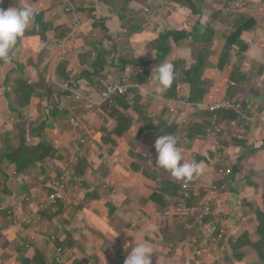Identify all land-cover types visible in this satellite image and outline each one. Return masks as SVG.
<instances>
[{"label": "crops", "instance_id": "obj_1", "mask_svg": "<svg viewBox=\"0 0 264 264\" xmlns=\"http://www.w3.org/2000/svg\"><path fill=\"white\" fill-rule=\"evenodd\" d=\"M23 1L26 4H31L32 7L35 5L43 4L45 8L43 12L40 13L37 24L36 22L32 24L33 30L30 32V36L22 41V55L19 59H22L26 55H28L31 51V48L34 46L35 50L32 52V58L34 59L35 65H43L41 66L43 69H46L48 73L49 70H51L50 74H56V77L60 75L62 77L67 76L66 78L51 81L52 85H55L56 87L58 84L75 82L77 84L78 91L87 94L89 91L88 82L90 81V86H92V88L95 90V98L97 97V93L99 90L95 86H93V81L91 80L95 78V70L100 66V64L96 63V61L86 60V57L92 53L90 50H94L93 53L95 55H97V53L99 54V52H95V49L89 50L85 45L87 35L90 32L95 31L96 29L100 34H103L105 30L111 29L113 33L110 34V36L114 39L116 30L114 29L113 25L119 26V32L121 33L122 38L117 41L116 45L108 49L109 55L100 56L106 57V59H102L101 64L110 65L111 63L115 64L114 58L116 60H120V57L125 59L123 51H125L130 56V58H137V49L150 50L156 48V40L165 31L164 29L167 30V19L171 20L181 18L185 14L190 15L192 13L195 14L197 11L200 12V8L197 7L196 4L194 7L191 0H183L187 2V4L179 3L177 0H121L119 2L115 0H47L52 3H50L51 5L49 3H46V0ZM223 1L225 5L229 3V5H233L235 8H237L238 5L242 4L251 6L258 11H262L261 5L264 6V0ZM88 2L99 4L103 8V12L96 14L99 17H95V19L90 18L80 21L77 17L70 15L66 16L68 13L72 12L73 9L76 10L78 7H81L83 5L88 6ZM234 3H237V5H234ZM164 4H166L167 6L163 7L162 5ZM21 6L23 5H20V7ZM191 6L194 7V10ZM0 7H2L1 9H5L7 7V0H1ZM118 7H123L125 11L123 12L121 10H117ZM145 8H147L149 11L145 12ZM221 9H224V6L221 7ZM240 12L243 13L246 18L251 17L242 11L233 10V8L229 12L224 11V13L218 17V19L222 21L224 29L230 31V34L227 36L215 33L210 37L208 33L206 34L201 31L200 37L203 41L208 42V44L206 45L194 46L190 44L189 41H175L174 39H172L170 42V50L166 52V55L168 53H173V45L182 52H187L191 49L190 57L187 54L186 56H184V58L180 59L176 63L175 67L179 75V79L183 84L182 86L178 84V87L182 93L183 100L191 107H193L192 109H190L191 111L188 112L194 113L195 119H198V112H200V110H202L203 108H207L209 106L217 104L227 105V103L225 102L226 99L237 100L240 98L243 100V104L248 101L249 109L251 110L254 108L255 101L258 98L254 89L264 87V50L258 47V42L264 40H259L257 42L256 46L259 48L258 49L252 46L258 39L252 34L244 41L241 39L242 35L251 31L252 29L249 30L247 27H244L240 23ZM59 19H64V21L67 22L66 25L63 26V28L56 25V22ZM35 20L37 19L35 18ZM226 21L230 23L229 27H226L224 25ZM165 22L166 26H164ZM94 23V29H91V25ZM174 23L178 24L176 27L181 26V22L179 20L175 21ZM186 26L188 25H185L184 27ZM160 30L162 32L161 34L159 33ZM130 31L136 38L137 43L131 44L125 48L123 47L122 51L120 41L127 39V37L130 35ZM167 31L168 33L172 34L184 33L181 38L179 37L180 39L189 38V36L194 32L193 31L192 33H189L187 36L183 28L177 29L172 32H169V30ZM214 37H217L218 42L212 41ZM238 40L240 41L238 42ZM251 40H253V43ZM107 41L108 40L104 38L102 39L101 44L104 45V43ZM240 42L244 43V47H240ZM219 48L226 49V51L230 50L231 56L237 55L236 64L240 70L238 71L236 69V67L234 66V61L230 60V58L226 54L227 63L222 66L225 81H216L214 83V86H208V83L204 78V75L208 70L206 64L214 61L217 58L220 52ZM37 54L41 55L39 60L36 59ZM239 55H246L248 56V58L243 60L240 58L239 63ZM45 57H47L48 59L44 63ZM68 59H74L76 65L71 69H67L68 75H65L63 73L58 75L57 70L61 65L57 63V61H68ZM96 60H98V58ZM125 67H127V75H129L132 72V68L129 64L124 65L121 68ZM28 70L31 71L30 78L23 77L26 76L25 74L5 71L6 73L14 76V86L17 87L14 98L20 100L21 103H19L18 107H14L16 109V113H14L12 116H16L21 122H25L32 115V107L36 105L35 97L33 96L35 94L34 92L30 96V101H23V98L25 96L23 90L27 89V87H34L37 81L35 75L36 68L32 65H29ZM203 70H205V72L202 76ZM101 80L103 81L104 78ZM226 81H228V83H226ZM231 83L237 84V88L232 89L230 87ZM38 84L42 85L44 83L39 82ZM97 84L101 88L99 82H97ZM206 86L208 88H206ZM243 87L248 88L251 91V95H249L248 91L247 94H245V91H243L242 94L236 92L239 88ZM58 91L61 90L58 89ZM48 93L49 95L52 94L49 91ZM63 93H67L69 99H73V101H75L72 92L63 91ZM125 102V100H121V104ZM167 103H169L170 105H176L177 102L174 100H168L166 101V104ZM262 103H264V101H262ZM171 108L175 109L174 106ZM225 109L219 110L218 114L222 113ZM11 110L7 114H11ZM175 110L178 113L182 112V109L178 110L176 108ZM40 111L43 112L42 110ZM98 111H101L104 114L97 116L95 113L90 111L83 112L86 113L84 120L85 124L91 127V130L86 129L87 134L84 139H89V147L86 149L85 155L81 160L82 164L83 161H85L86 164H89L91 167V169L86 173L87 177L85 179H82L86 184H89L91 181V174L95 169V162L98 159L99 155L104 151L103 149L107 143L109 135L112 134L114 129L119 128L117 123L113 121L111 117L106 116L107 112L104 111L103 108ZM241 111H243V109H241ZM263 111L264 110H252L251 113L249 112L248 118H241V125H238V123L234 121L233 123H231L232 127L229 129H225L219 124L222 131L227 132V134L218 135L216 138H211L212 143L214 142L216 145L215 149L218 148L219 143L225 144L224 142L226 141L239 138L240 140H238V144L240 145V147L236 148V150L239 151L237 153V156L233 158L239 157V153L242 154L243 148H241V145L247 147L249 151L251 149L264 150V142L259 141L257 143H254L249 138L251 132H253L252 122H254L250 120V118L257 116L260 124H262ZM78 112L81 111L77 110L76 113ZM46 113H48V111H46ZM10 117L11 115H8L7 119L11 121ZM105 119H107V122H104ZM59 121L63 120L60 118L54 119L52 117L48 119L45 115L44 120L39 125V127L31 129L32 134L36 135L35 140L32 142L29 139L31 138L32 134H26L23 128L19 127L15 129L17 132H22L20 136L6 133L2 128L7 126V123L5 120H2L4 125H0V150H2L3 153H7V159L9 160V163L4 164L2 161H0V173L1 176L5 177L6 181H8L10 191H4V193H0V264H55L53 262L55 256L54 248L49 243L48 237L44 236V232L48 231V224L46 222L45 214L43 213L35 216L33 219V224L27 227L9 223L7 221V212L11 211L15 206L20 205L18 215L21 216V214H24L26 217H28L32 209L28 206V204L23 203L24 199L27 197L37 198L40 195L47 194L49 192V185L52 181V178L46 184L47 180L41 174L37 177V181H39L41 177L43 178V181H39L41 183V186L31 185L26 180V177L30 175H25L21 173V171H18L23 165L19 168L16 166L17 163L23 164L26 154L33 152L32 149H30L28 142L34 143V151L39 152L41 151L36 150V148L51 145V148L55 153L51 158L56 159L61 168L65 166L68 157L72 156L71 154L73 152V141H75L77 135H74L71 125L67 129L66 134L58 137L49 136L47 133V135H44L40 130L41 128L45 127L47 129H50L45 122H50L52 127L55 128L54 124ZM66 122L68 121L66 120ZM82 133L79 134V137L82 135ZM22 143H26V145L22 146ZM204 146L205 144L196 146V160H198L199 162L207 163L209 162V159L215 155V152L210 151L209 149H205ZM121 156L126 157V152L122 153ZM47 158L50 159L49 156ZM230 162H232L231 158L221 163H225L227 165ZM30 163L32 164L34 162ZM240 163L241 157L238 160V164ZM2 167L3 170H1ZM60 171H58L57 173L52 172L53 177H56L60 173ZM26 186H29L30 190L33 191L30 195L24 190ZM19 187L21 188L19 189ZM19 190L23 192L22 195L19 194ZM10 193L14 194L16 197L9 198L8 195ZM96 224L97 223H94L92 228H94ZM102 229L103 232L107 234L106 239L110 240V237L108 235V228L102 226ZM74 251L75 250L65 249V252L69 257L73 255ZM85 251H88V249ZM115 252H117L116 246L107 251V257H104L101 260L97 259V261L102 262L105 260V258L111 257ZM47 255H49V257H47ZM204 256L205 255H203V257ZM203 257H196V260L202 263ZM192 258V255H187V259ZM237 259L238 264H251V262L260 264V262H258V259L253 256H249L241 263V252L237 254Z\"/></svg>", "mask_w": 264, "mask_h": 264}, {"label": "rangeland", "instance_id": "obj_2", "mask_svg": "<svg viewBox=\"0 0 264 264\" xmlns=\"http://www.w3.org/2000/svg\"><path fill=\"white\" fill-rule=\"evenodd\" d=\"M117 2L121 0H115ZM21 2V3H19ZM192 4L195 7V4L197 7L200 8V12L197 11L195 14H190L187 15L185 14L181 18H176V19H167V26L166 22L165 25L167 30L169 32L175 31L177 29L183 28L186 35L188 36L189 33L193 32V29H195V32H193L189 38H184L182 39L183 42H190V44L194 46H203L208 44L207 41H203L202 38L200 37L201 31L203 33H208V35L211 37L215 33H219L220 35L227 36L230 34V31L227 29H224L222 21L218 19L220 15L224 13V11H231L232 8L233 10L237 11H242L246 13L249 16L255 15L258 19V26L255 29H252L251 31L245 33L244 35L241 36V39L244 41L246 38H248L251 34L255 37H257V41L253 47L256 48H261L264 50V41H259V40H264V11H258L255 8L251 6H246V5H238L237 8H235L233 5H227L224 4L223 0H191ZM207 2V3H203ZM1 3V0H0ZM46 3H51L46 0ZM209 3V4H208ZM238 3V2H237ZM237 3H234V5H237ZM52 4V3H51ZM50 4V5H51ZM212 4V5H210ZM14 5V6H13ZM20 5H23L21 7L25 6H31V4H26L23 0H7V7L4 10H7L9 8L17 7L20 8ZM88 6H94L95 7V13H101L103 12V8L99 5H92L89 2L87 3ZM87 6V7H88ZM163 7L167 6L166 4L162 5ZM224 6V9H221V7ZM2 7H0L1 9ZM240 8V10H239ZM107 9V7H106ZM115 10V9H114ZM117 10L125 11L123 7H118ZM179 20L181 22V26L176 27L178 24L174 23L175 21ZM96 23V22H95ZM91 25V29H94L93 26ZM185 25H188L184 27ZM224 25L226 27L230 26L229 22H225ZM115 31L114 34V39L109 42H105L104 45L101 44V46L98 49L99 54L95 55L93 53L94 50H90L89 47H87L92 53L86 57L87 61H96V63L100 64V66L95 70L97 71V74H95V78H93L91 81H93V86H95L99 90V86L97 82L101 79L104 78L103 80V85L106 86V84L109 83V81L116 79L117 76L127 75V67L125 68H119V69H112L109 68L108 65H103L101 64L102 59H106V57H100V56H105L109 55L108 49L111 48L112 46L116 45L117 41L122 38L121 33L119 32V26L118 25H113ZM108 28V27H107ZM109 29V28H108ZM263 29V30H262ZM166 32H168L166 29H164ZM163 30V31H164ZM96 31V32H95ZM94 31V35H99L97 39L95 40L96 42L102 41V39L106 38L109 40V37L106 32H103V34H100L96 29ZM113 31L110 29L109 34H112ZM160 34L162 33L161 30L159 32ZM189 39V40H188ZM214 42H218L217 37H214L212 39ZM240 40H238L239 42ZM253 43V40H251ZM259 41V42H258ZM258 42V47L256 46ZM95 49V47H93ZM258 48V49H259ZM35 50V47L33 46L31 48V51L28 55H26L24 58L19 59L17 57V54L13 51V54L11 56V60L13 63H22L25 66L32 65L36 68L35 70V75H36V83L34 87H27V89L23 90V93L25 94L23 101L31 100V95L34 92L35 94L33 95L35 97V102L36 105L32 107V115L25 121L21 122L16 116H12L14 113H16V109L14 108L15 106L18 107L19 103H21L20 100L14 98V94L17 91V87L14 86V76L6 73L2 68H0V125H4L2 120H5L7 123V126L3 127L2 129L6 133H10L13 135H21L22 132H17L15 129L16 128H23L26 134H32V130L36 127H39V125L43 122L44 116L46 115L47 118L49 119L50 117L57 119L60 118L63 121H59L55 123V128L52 127L50 122H45L48 128L54 129L50 130L45 128H41L40 130L44 135H49L53 137H58L63 134H66L67 129L71 125L70 122H72L75 118L80 121L82 127L85 129H90L91 127L85 124V114L83 112H87L86 108L84 105L80 102H75L73 99H69L67 93H63L65 90H70V84H58L56 87L55 85L51 84V81L61 79V78H66L60 76L56 77V74H50L51 70H49V73L47 72L46 69H43L41 66L43 65H35L34 64V59L32 58V52ZM220 52L217 56V58L206 64L208 67V70L206 71L205 75L203 70V74L205 81L208 83V86H214V83L216 81H225V76L223 74L222 66L227 63V56L230 58V60L234 61V66L236 69L239 71L240 69L238 68L236 64V56H231L230 50L226 51V49H221L219 48ZM173 53H168L166 55V58L163 60L162 63H171L174 66V70H176V63L184 58L187 54L191 55V49L189 51H179L174 45H173ZM227 54V56H226ZM98 58V60H96ZM240 58L247 59L248 56L246 55H239L238 61L240 63ZM48 58L45 57L44 63L46 62ZM3 59H0V61ZM8 63L10 61L8 60ZM110 63V62H109ZM191 63V61H190ZM58 75L63 73L65 75L67 74V68L65 66H60L59 69L57 70ZM111 73V74H108ZM20 74H25L26 78H30L31 76V71L27 70L26 73H20ZM39 82H43L44 84L40 85L38 84ZM228 83V81H226ZM230 87L232 89L237 88V84L231 83ZM61 91H58V89ZM88 95L90 97H93L95 90L90 86V81L88 82ZM206 88H208L206 86ZM6 91V92H5ZM49 92L52 94L49 95ZM243 91H245V94H247L248 88L243 87L239 88L236 92L242 94ZM256 96L258 97L255 101V106L253 109H249V104L248 101H246L245 104H243L242 99H237V100H231V99H226L225 102L227 103V108H232L233 110L237 111L240 115L241 118H248L249 112L251 113L252 110H262L264 109V87H260L257 89H254ZM180 92V89L178 90ZM235 92V91H233ZM153 96L151 93H145L144 97H150ZM11 104H12V110H11ZM167 106L168 108L173 107L169 103L166 104V101L163 99H160L158 101L153 102V107L151 109V112L154 110H159L162 111V107ZM76 107V108H75ZM189 104L185 106V110L191 111L192 109ZM243 109V111H241ZM11 110V114H7ZM42 110L43 112H41ZM79 110L81 112L76 113V111ZM48 111V113H46ZM256 113V112H254ZM95 114L97 116H100L101 114H104L101 111H95ZM8 115H11V121L7 119ZM120 115L122 116H127V120L129 121V118L132 117L131 114H128L125 110L120 112ZM150 116H152L150 114ZM177 116V117H176ZM176 117L177 120H184L185 119V114H184V107H182V113H178L176 110L173 113H170L167 111L166 114H164L161 117L162 122L168 123L169 120H172ZM199 120H205L207 121V114L205 111L202 109L200 112H198L197 115ZM66 120L68 122H66ZM250 120L254 121L252 122L253 125V132H251V135L249 138L254 142L257 143L259 141L264 142V123L260 124V121L257 116L250 118ZM143 119H140L139 124L142 123ZM104 122H107V119H105ZM238 123V121H235ZM190 123V122H189ZM189 123L187 126L181 128L179 131H177L178 134H182L188 129ZM208 123L205 125L204 129L206 131L208 127ZM47 133V134H46ZM35 134H32L31 138H29L32 142L35 140ZM208 139V138H207ZM25 140V139H24ZM178 141L180 142V148L184 154V158H188V154H191L194 156L195 152L194 150H191L192 147H190L191 142L185 143L182 141V136H178ZM238 144V141H237ZM26 143H22V146H25ZM28 145L32 151L35 150V144L28 142ZM245 147V146H244ZM205 149H209L210 151H214L216 148L215 143L210 142L208 139V142L205 143L204 146ZM247 150H249L247 147H245ZM196 150V148H194ZM36 150H40L43 152L42 157H37V158H32L31 160L34 162V165H37L34 168V173L28 177H26V180L31 184V185H40L41 183L37 181L38 175H43L44 178L47 180L46 184L51 178H55L52 175V172L57 173L61 166L57 163L56 159H52L51 157L54 156V151L51 148V145L47 146H41L36 148ZM191 150V151H190ZM253 150V149H252ZM228 151H231L229 148ZM255 152L249 151L244 157L242 156L241 158V163L237 164V175H246L249 176L252 179H255V175L257 174L260 177L259 182L257 183H252V182H247V184H252L254 188L252 189H244L243 184H245L246 181H241V191L238 189L235 194H230L228 196L220 198V203L219 206L221 208L217 209L214 213V216L217 215L218 213H224V211H229L233 212V199L237 201V197H241V231L243 232V240H242V251L241 255H246L249 253H253L257 255L258 257L264 258V218L263 220L260 219V214L264 216V203L263 200L258 198L260 195L264 197V150H253ZM8 152V151H7ZM92 153V152H90ZM127 155V154H126ZM49 156L50 159L47 157ZM48 159V160H47ZM27 160V159H24ZM138 162L143 166V170L138 174V177H140V182L138 183L137 187L135 190H132L127 184H125L124 187L130 188V193L127 194L126 196H133V195H141L142 197H147L149 196V193L145 189V182H150L151 180L148 178H155L158 177L159 171L158 167L155 166L156 161L152 159H148L146 161H140ZM125 166V170L128 172L127 173V180L134 182L136 180V175L133 170H127V159L126 157L122 156L121 161L119 165H111L108 170L101 176V181H100V186L102 187L101 189V194L100 195H105L106 201L109 202V199L113 198L112 195H114V191H117L121 188L123 182L122 180H125V175L123 171L121 170V166ZM220 166H223L226 168L225 163H221ZM3 170V167L1 168ZM220 173L222 172L221 170L219 171ZM209 174L204 173L200 175L199 177L204 179L206 176ZM25 179V178H24ZM161 179V178H160ZM84 183V181H80L73 177V180L70 182H67L68 185V194H67V199H66V207L68 205L77 207L80 204H83L82 198L77 197V186L81 185ZM44 184V185H46ZM208 185V184H207ZM108 186V188H107ZM259 186V188H258ZM21 187H19L20 189ZM10 187L8 186V181H6L5 177L1 176L0 173V193H4V191H10ZM95 189V188H94ZM26 192L29 193V195L33 192L30 190L29 186H26L24 188ZM19 194L22 195L23 192L19 190ZM9 198H14L16 197L14 194L10 193L8 195ZM70 197V198H69ZM103 199L95 200L94 205H98L102 202ZM104 204V203H103ZM102 204V205H103ZM172 207V212H167L164 214L160 213H152L148 216V221H149V226L145 232L142 234H139V231L137 229L132 228L131 226H128L127 224H122L120 221H114L111 223V227H106L108 228V235L110 237V240L115 243V246L117 247V253L118 255L121 256V259H116L115 263H123L127 257V255L131 252V247L135 246V243L139 242H144L147 241L150 246L153 249V255H152V264H188V259H187V253L190 252V250L193 248V245L196 243H199L202 248H207L206 246L212 245L215 240L218 237L219 229L215 225L208 223V224H203L202 222V217L204 215H207L208 210L205 209L202 213L196 214V215H190L188 214L182 203L181 202H173ZM90 205L89 207H91ZM104 211L106 212H113L115 215L119 216L120 215H125L126 212H124L121 208L120 205L117 201L113 200L110 203H107L105 207H102ZM218 208V207H217ZM135 210V205L133 207ZM85 214V213H83ZM178 214V216H176ZM69 216L71 213L68 214ZM74 210L72 212V215L68 219H73L75 217ZM156 217L161 219L162 222L161 224L156 220ZM90 217L86 215L85 218V225L90 224L89 223ZM128 222L134 223L138 222V216L135 214H130L129 217L125 219ZM154 220L156 222H154ZM65 225L68 226L71 229H74L81 233L80 236H78V239H84V238H92L93 236L96 235H101L103 238H107V234L103 232L102 225L97 223L94 227L93 234L90 232H87L86 234L82 232L80 229L82 227V224L80 222H77L75 220H65L64 221ZM201 226L198 230L197 227ZM197 233L202 236V239L199 241L197 238H193L191 242L187 241L184 248L177 247V246H171V242H174L177 238L179 239L180 237H183L186 233L192 232L193 235L194 233ZM45 237H52L49 231L44 232ZM1 237V234H0ZM135 242V243H134ZM90 242H82V243H77V245L80 248V252H85L84 249L87 248ZM190 245L188 246V244ZM76 244L74 246H77ZM95 249H90L89 252L85 253L84 256L86 257L87 260H90V257L95 253V258L101 260L104 257H107L108 254L102 253L99 251V248H101L103 245L100 243H95L94 244ZM210 251L215 252L217 255L220 253L216 252L214 248L209 247L208 248ZM61 248H59V251ZM1 252V249H0ZM77 259V256L73 254L71 257L68 258V264H74L73 262ZM104 264H108L105 262ZM260 264H262L260 262Z\"/></svg>", "mask_w": 264, "mask_h": 264}, {"label": "trees", "instance_id": "obj_3", "mask_svg": "<svg viewBox=\"0 0 264 264\" xmlns=\"http://www.w3.org/2000/svg\"><path fill=\"white\" fill-rule=\"evenodd\" d=\"M179 3L187 4V2L183 0H177ZM263 1V0H261ZM92 5H96L95 3H90ZM32 7V6H30ZM194 10V7L191 6ZM35 10V18L36 24L40 17V13L44 10V5H35L32 7ZM261 9H264V6L261 5ZM74 16L77 17L80 21L84 19H90L95 17H99L95 13L94 6H81L78 7L76 10H72V12L68 13L66 16ZM65 19V18H64ZM64 19H59L56 22L58 27L63 28L66 25V21ZM240 23L247 27L249 30L254 29L258 26V19L256 16H251L246 18V16L240 12ZM195 32V29H193ZM104 32L107 33L109 40L112 41L113 38L109 34V30H105ZM184 33L179 34H172L164 31L160 37L156 40V48L150 50H143L137 49L138 57L134 58L131 57L123 51V47H128L131 44H136L137 40L132 35L130 31V35L127 39L120 41V46L122 51L124 52V58L120 57V60H116L114 58L115 64L111 63L109 68L112 69H119L124 65H130L132 68V72L127 77L128 81L131 84V87L128 91L124 94H119L118 90L114 87L116 82L114 80L111 81L109 86H104L103 81L99 82L101 89L103 91L109 92L110 98L112 100V106H105L103 108L106 111V116L111 117L113 121L117 123L119 128L114 129L112 134L109 135L106 145L104 146V151L99 155L98 159L95 162V169L91 174V181L89 184L82 183L81 185L76 184L77 186V197L82 198L83 204H80L77 207L67 205V195L63 199H57L56 201H51L47 207H45L44 214L46 217V222L48 224V231L49 233L56 237V243L59 247H64L66 250H75L73 254L77 256L75 262L77 264H92L90 261H95V253L90 257V261L86 259L84 256L85 253L89 252L90 249H95L94 244H106L110 243L109 240L106 238L101 237V235L93 236L92 238H84L79 240L78 236L81 235L78 231L69 228L65 225V220H75L82 224L81 231L85 234L90 232L93 234L94 228H92L94 223H99L105 227H111V223L114 221H120L122 224H127L134 229L139 231V234L145 232L149 226L148 216L152 213H160L164 214L167 212H172V203L174 202H181L185 211L190 215H196L202 213L205 209L208 210L207 215L202 217L203 224L210 223L211 219L214 217V213L217 209L221 208L219 206L220 198L225 197L223 195H219L216 191L213 190L212 186H226V193H229L231 188L239 189L241 191V181H246L243 184V188L245 189H252L254 186L252 184H247V182L257 183L260 180L259 176H256L255 179L250 178L246 175H237V164L238 160L241 156H245L249 150H247L244 146L241 145L243 148L242 154L239 153V157L233 158L237 156L240 145H234L233 151L226 155H219L218 159L213 163L207 162L204 165V171L202 174L207 173L209 174L204 179L200 178L199 176H195L190 181H179L171 176V174L159 168V175L155 178H148L151 181L145 182V189L149 193V196L142 197L141 195H133V196H126L129 194L130 188L135 190L138 183L140 182V177L137 175L143 170V166L138 162L146 161L148 159H152L156 161L157 153L155 151V140L160 135L172 134L175 135L178 139L179 134L177 133L178 130L185 127L189 123L188 130H186L180 136H185L187 141L191 142L190 147L196 148L198 145H204L208 142H212L211 138L207 139V133L204 129L207 122L205 120L195 119V114L192 112H187L185 110V106L188 105L184 100L181 91L178 92L179 87L182 86V82L179 79V75L175 70V78L174 82L171 87L164 92L162 95H158L155 93L156 81L155 79H150L154 69L162 64L163 60L166 58V52L170 50L169 46L171 45V40L174 39L175 41L182 40L180 39ZM99 35H94V31L90 32L87 35V39L85 45L89 47V49H94L98 52L99 47L101 46L100 42H96ZM180 37V38H179ZM240 47H244V43L240 42ZM41 57L40 54L36 55V59L39 60ZM8 60L10 63H8ZM8 60H1L0 61V68H2L6 72H17V73H26L28 70V66L23 65L22 63H13L11 59ZM61 66H65L67 69H71L76 65L74 59H68V61H57ZM97 74V71H95ZM111 74V73H108ZM79 75V74H77ZM249 95H251V91L248 89ZM145 93H151L150 97H144ZM163 99L165 101L174 100L176 101V105L174 106L175 109L177 108L182 109L184 107V120H177L176 117L172 120H169L168 123L162 122L161 117L167 113L168 107L163 106L159 110H154L151 112L153 107V102ZM181 99V100H178ZM122 101H126L125 103L121 104ZM119 106V107H118ZM118 107V108H117ZM171 108V107H170ZM125 110L128 114H131L132 117L129 118V121L126 119L127 116L120 115V112ZM264 110V109H262ZM182 113V112H181ZM150 114L152 116H150ZM223 119L220 122V125L223 126L225 129H229L232 127L231 123L234 121H238V125H241V115L231 109H225L223 112ZM140 119H143L142 123L139 124ZM264 123V119H263ZM239 129V128H236ZM74 135L81 134L80 131H73ZM189 133V134H188ZM190 138H188L186 136ZM82 135H86L82 133ZM108 135V134H107ZM238 138H236L237 140ZM180 146V142H179ZM251 152H255L252 149ZM126 152L127 156V170H133L136 175V180L134 182L127 180V171L125 170V166H121V170L125 175V180H122L123 184L121 188L117 191H114L113 198L109 199L107 202L105 199V195L101 194L102 187L100 184L101 176L108 170L111 165H119L121 161V154ZM43 153L39 151H33L31 153H27L25 156L24 163L19 164L17 163V167H21L18 171L25 175H32L34 168L37 165L31 164L33 162L32 158L42 157ZM232 159V162L227 164L226 168L220 166L221 162L227 161ZM186 161H196L193 156L188 157L185 159ZM0 161L4 164L9 163L7 159V153H3L0 150ZM91 169L89 164H86L83 161V164L78 168L79 177L85 179L87 177V172ZM222 171L221 173L219 171ZM60 171V170H59ZM63 171L56 176V178L63 177ZM201 174V175H202ZM161 178V179H160ZM39 181H43L41 177ZM127 184L130 188L124 187ZM208 184V185H207ZM95 188V189H94ZM108 188V186H107ZM259 188V186H258ZM46 196H39L36 198L37 202H44ZM70 198V197H69ZM261 198L264 203V197L261 195L258 197ZM103 199L102 202L98 205H94L95 200ZM117 201L120 205V208L126 212L125 215L117 216L113 212H106L103 210L102 207H105L107 203L111 201ZM104 203V204H103ZM103 204V205H102ZM92 205L91 207H89ZM135 205V210L133 209ZM218 207V208H217ZM74 210L75 217L73 219H68ZM71 213L69 216L68 214ZM85 213V214H83ZM138 216V222H128L125 219L130 216V214H135ZM229 214V211H224V213H220L219 218L221 221H224ZM86 215L90 217L88 225H85V218ZM178 216V214H176ZM216 216V215H215ZM264 216L260 214V219L263 220ZM156 220L161 224L162 220L156 217ZM154 222H156L154 220ZM201 226L197 227V230ZM192 232L186 233L183 237L177 238L174 242H171V246H177L184 248L187 246L186 242L193 238H197L199 241L202 239L198 233ZM82 242H90L87 248L88 251L80 252V248L77 243ZM77 246H74V245ZM190 243L188 244V246ZM201 245L196 243L193 245L191 252H194L196 256L200 258L203 257L204 252L198 248ZM67 253H65L66 255ZM189 253H187L188 255ZM186 255V256H187ZM49 257V255H47ZM45 257V258H47ZM204 264H231L228 261H220L215 257L212 256H204ZM58 264V263H55Z\"/></svg>", "mask_w": 264, "mask_h": 264}, {"label": "clouds", "instance_id": "obj_4", "mask_svg": "<svg viewBox=\"0 0 264 264\" xmlns=\"http://www.w3.org/2000/svg\"><path fill=\"white\" fill-rule=\"evenodd\" d=\"M145 12H148L149 10L147 8L144 9ZM35 10L30 6L25 7H13L9 8L7 10L0 9V59L8 60L11 58L13 51L17 54V57L20 58L22 55V46L21 43L24 39L30 36V32L33 30L32 24L36 22L35 20ZM125 78L126 82L125 84L128 85V88L126 91H128L131 87L130 82L128 81L127 77L125 75L117 76L116 79H114L115 82H119L122 84V79ZM155 79L156 81V87H155V93L158 95H162L164 92H166L171 85L174 82L175 78V70L174 66L171 63H162L158 65L151 76L150 79ZM112 81V80H111ZM109 81L106 86H109L111 83ZM98 82H101L100 80ZM64 84V83H63ZM70 84V90H65L66 92H72L75 102H80L84 105L86 110L95 113V111L100 110L101 108H104L105 106H112V100L110 98L109 92L103 91L101 88L99 89L97 93V97L95 98V93L93 97H90L87 94L81 93L78 91L77 84L75 82L73 83H65ZM108 94V98L105 103L100 105H95L94 107H90V102L95 101L96 103L99 102L100 95ZM213 106V105H212ZM210 107L203 108L205 113L207 114V123L208 127L206 129V133L209 134L208 130L211 127L210 118L212 115V112L210 111ZM170 108H168L169 110ZM201 111V110H200ZM175 112V110H174ZM220 122L223 119V114H219ZM73 131H80L84 134H87V130L82 127L80 121H78L76 118L70 122ZM188 130V129H187ZM179 131V130H178ZM182 130V134H183ZM189 134V133H188ZM186 134L188 138H190ZM227 134V132H224L222 135ZM77 138L75 141H73V152L72 156L68 157L67 162L65 163V166L61 168L62 175L64 178H68L70 182L73 180V177L76 179L83 181L82 177H79L78 168L82 165L81 160L83 159V156L85 155L86 149L89 147V139H84L86 135H81L79 137V134H76ZM181 134H179L180 136ZM207 138L208 135H207ZM189 139H187L185 136H182V141L187 143ZM240 140L239 138L236 140L232 139L229 141L224 142L225 144H218V148L215 149L213 152H215V155L212 156V158L209 159V162H214V157L216 155H226L228 156V153H231L233 151L234 145L237 144V141ZM155 151L157 153L156 156V163L155 166L161 169H164L168 171L172 177L179 181H190L195 176H199L204 171V165L206 163L203 162H196V161H186L184 158V154L179 147V141L175 135L172 134H166V135H160L155 140ZM231 149V151H228V149ZM191 150H194V158L196 159V150L192 147ZM190 150V151H191ZM191 154H188V157H191ZM242 158V156H240ZM242 161V160H241ZM258 175H255V177ZM56 179L52 178V181ZM51 181V182H52ZM51 184V183H50ZM50 186V185H49ZM213 190L216 191L217 194L228 196L230 194H235L238 189L231 188L229 193H226V186H212ZM51 189L49 188V192L47 194H42L40 196H46L45 201L37 202L35 197H27L24 199L23 203L28 204V206L32 209L31 213L28 217H26L24 214H21V216L18 215V211L20 209L19 206H15L11 211L7 212V221L9 223L21 225V226H31L33 224V219L35 216L43 214L45 207L48 206V204L51 203V200L49 198V193ZM236 195V194H235ZM237 201L233 199V212H229L227 218L224 221H221L219 218L220 213H218L216 216H214L210 223L215 225L216 227L220 228L218 237L215 240V242L210 245L206 246L207 248H198L204 252L205 256H212L217 258L220 261H228L231 264H238L237 254L242 251V240H243V232L241 231V197H237ZM108 240V239H107ZM49 243L53 246L55 256L53 259L54 263L58 264H68V258L69 256L65 255V249L64 247H59L56 243V237H48ZM110 241V240H109ZM135 243V242H134ZM109 245V246H108ZM115 247V244L110 241L108 244H103L101 248H99V251L102 253H107L111 248ZM212 247L214 250L218 253L217 255L215 252L210 251L208 248ZM59 248L61 250L59 251ZM131 252L127 255L124 264H152V255H153V249L150 246V244L147 241L135 243L134 247H131ZM188 255H192V259H188V264H204V259L202 260V263L198 262L196 260V254L194 252H189ZM249 256L256 257L258 259V262H261L264 264V258L258 257L257 255L253 253H249L246 255H241V263L247 259ZM200 258V257H199ZM116 259H121V256L118 255L117 252H115L111 257L105 258L104 261L98 262L97 259L95 261H90L92 264H104L107 262L108 264H118L115 263ZM74 264H77L75 261ZM123 264V263H120ZM251 264H255V262H251Z\"/></svg>", "mask_w": 264, "mask_h": 264}, {"label": "built area", "instance_id": "obj_5", "mask_svg": "<svg viewBox=\"0 0 264 264\" xmlns=\"http://www.w3.org/2000/svg\"><path fill=\"white\" fill-rule=\"evenodd\" d=\"M126 79L123 78L122 79V84H120L118 81L116 82V84H114V87L118 90L119 94H124L128 88V85L125 84ZM108 98V94H104L102 93L100 95L99 98V102L96 103L95 101H91L90 102V107H94L95 105H100L106 102ZM228 105H224V104H217V105H213L210 107V111L212 112L211 118H210V122H211V127L208 130L209 134L208 137L209 138H216L218 135H222L225 131H222L221 127L219 126L220 124V117L218 114V111L221 109H225L227 108ZM174 108H170L169 112L173 113L174 112ZM262 119H264V111L262 113ZM218 155H216L214 157V161H216L218 159ZM69 181L68 178H64V177H60V178H56L54 179L49 188L51 189L50 193H49V198L50 200L56 201L57 199H63L67 194H68V185L67 182Z\"/></svg>", "mask_w": 264, "mask_h": 264}]
</instances>
